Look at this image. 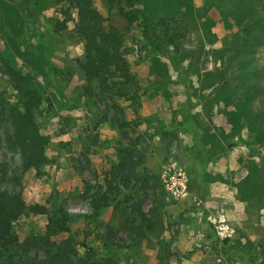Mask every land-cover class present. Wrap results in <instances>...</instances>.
<instances>
[{
  "label": "rangeland",
  "instance_id": "obj_1",
  "mask_svg": "<svg viewBox=\"0 0 264 264\" xmlns=\"http://www.w3.org/2000/svg\"><path fill=\"white\" fill-rule=\"evenodd\" d=\"M154 1L161 15L182 20L179 60L146 44L135 15L140 5L93 0L123 36L134 77L126 91L116 75L104 86L79 66L85 47L76 10L57 32L64 16L55 0H0V103L21 106L26 91L37 92L35 113L49 141L41 174L24 170L20 154L4 146L2 187L79 215L69 232L32 214L14 231L20 244L71 237L94 264H221L219 257L264 264V0ZM9 121L0 117L2 137ZM172 159L186 172L190 196L166 202L162 174ZM103 193L108 202L95 216L93 199ZM219 213L231 236L214 230L210 217ZM109 235L125 245L109 247ZM29 250L27 264L46 256Z\"/></svg>",
  "mask_w": 264,
  "mask_h": 264
},
{
  "label": "trees",
  "instance_id": "obj_2",
  "mask_svg": "<svg viewBox=\"0 0 264 264\" xmlns=\"http://www.w3.org/2000/svg\"><path fill=\"white\" fill-rule=\"evenodd\" d=\"M128 1L134 6L137 4L141 6L135 8V15L150 49L160 52L173 61L179 60L182 42L185 39L184 33L179 28L182 20L161 15L157 12V3L154 0ZM55 2L61 5L60 9L64 16L63 20L56 22L57 32L68 28V23L73 21L72 10L77 11L78 20L75 24V31L83 40L85 47L84 57L79 60V66L88 80L96 79L107 86L109 77L116 75L122 80L124 89L128 91L134 77L123 50L121 32L114 26L105 24V19L94 6L93 0H55ZM262 19L263 17L258 18V22H262ZM149 27L153 28L151 35L148 31ZM244 31L246 33V30ZM244 39L248 42V35L245 34ZM160 44L163 46L160 47ZM218 75L221 80L220 87L226 90L228 80L224 78L223 73L220 72ZM215 89L218 92L223 91L221 88L216 87ZM41 103L42 98L35 91H26L25 100L21 106L9 104L10 107L7 108L4 106L5 102L0 103L2 105L0 117L3 120L10 116L11 124V128L4 129L3 137L0 134V264H27L24 256L33 246L37 249H44L46 255L38 264H94L78 255V243L71 237L57 243L46 234L41 235L43 244L37 239L30 243L25 241L20 244L14 231V223L23 215H45L49 228L60 232H69V222L79 217L78 214H72L68 209L56 204L49 209L39 203H28L22 192L10 191L2 187L7 166L1 161L4 146L20 154L24 170L35 169L38 174H41L42 168L49 162L46 154L49 141L40 131L35 113ZM162 190L164 192L163 186ZM107 202L106 193L95 196L93 199L95 216H99ZM109 237L107 242L109 247L120 243L122 244L120 247L125 245L124 241L116 240L113 235Z\"/></svg>",
  "mask_w": 264,
  "mask_h": 264
},
{
  "label": "built area",
  "instance_id": "obj_3",
  "mask_svg": "<svg viewBox=\"0 0 264 264\" xmlns=\"http://www.w3.org/2000/svg\"><path fill=\"white\" fill-rule=\"evenodd\" d=\"M162 186L164 189V200L166 202L186 199L190 196L188 190V178L185 170L178 162L173 159L166 165L162 174ZM193 203L200 207L203 203L198 196H192ZM210 221L217 234L224 238L231 236L232 229L227 223L226 217L219 213L217 216L210 217ZM205 250H208L206 245ZM217 262L224 264L222 258H217Z\"/></svg>",
  "mask_w": 264,
  "mask_h": 264
}]
</instances>
